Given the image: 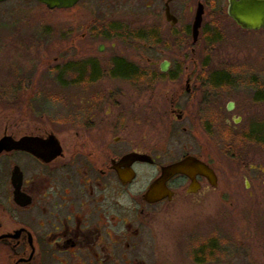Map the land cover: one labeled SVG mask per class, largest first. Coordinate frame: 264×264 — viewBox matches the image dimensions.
Segmentation results:
<instances>
[{
	"label": "flooded vegetation",
	"instance_id": "obj_1",
	"mask_svg": "<svg viewBox=\"0 0 264 264\" xmlns=\"http://www.w3.org/2000/svg\"><path fill=\"white\" fill-rule=\"evenodd\" d=\"M228 5L43 4L88 19L56 26L39 109L30 73L0 80V264H264V27ZM224 21L245 61L211 56Z\"/></svg>",
	"mask_w": 264,
	"mask_h": 264
},
{
	"label": "rangeland",
	"instance_id": "obj_2",
	"mask_svg": "<svg viewBox=\"0 0 264 264\" xmlns=\"http://www.w3.org/2000/svg\"><path fill=\"white\" fill-rule=\"evenodd\" d=\"M218 3L224 4V0H218ZM83 15L85 16V14ZM78 19H88V16L79 18L71 11L44 12L43 4L36 0L0 2V80L4 83L2 78L5 77V74L30 73L32 75L31 97L28 95L16 98L17 112L26 113L29 108L24 109V105L29 101L30 108L33 110L43 106V97L40 95L43 90V84H40L43 78L44 64H46L43 58L49 57L51 60L53 56L58 55L59 49L56 44L54 45V42L57 41L56 26L61 25L69 28L76 25ZM220 24L224 30L217 31L218 40L213 44L214 49L210 51L211 56L227 57L233 61L243 58L245 61L250 54V39L255 38L248 33L244 34L234 28H229L226 21ZM46 41L49 42V50L43 49ZM42 52L46 54H42ZM195 55L203 56V49L196 50ZM248 72L247 70L245 74ZM237 86L239 87V85ZM239 91L240 87L236 91L230 90L229 94L224 96V104L230 98L234 100L238 98Z\"/></svg>",
	"mask_w": 264,
	"mask_h": 264
},
{
	"label": "water",
	"instance_id": "obj_3",
	"mask_svg": "<svg viewBox=\"0 0 264 264\" xmlns=\"http://www.w3.org/2000/svg\"><path fill=\"white\" fill-rule=\"evenodd\" d=\"M6 0H0L3 2ZM41 3L46 4L48 8H67L72 6L77 0H38ZM228 13L231 18L242 28L246 29H259L264 27V0H229ZM198 16V15H197ZM196 16V18H197ZM199 26V19L197 18L193 25V37L197 35V27ZM232 103H229V107ZM10 144V146H9ZM5 144L15 149H24L32 152L33 154L40 156V150L36 147L34 142L28 138H21L19 141L10 142ZM190 159H186L183 162L169 165L163 169V175H170L172 173L183 171L184 164Z\"/></svg>",
	"mask_w": 264,
	"mask_h": 264
}]
</instances>
